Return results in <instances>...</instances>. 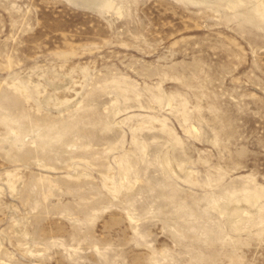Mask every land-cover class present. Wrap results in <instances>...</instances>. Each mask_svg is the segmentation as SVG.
<instances>
[{
	"label": "rangeland",
	"instance_id": "obj_1",
	"mask_svg": "<svg viewBox=\"0 0 264 264\" xmlns=\"http://www.w3.org/2000/svg\"><path fill=\"white\" fill-rule=\"evenodd\" d=\"M264 0H0V264H264Z\"/></svg>",
	"mask_w": 264,
	"mask_h": 264
},
{
	"label": "bare ground",
	"instance_id": "obj_2",
	"mask_svg": "<svg viewBox=\"0 0 264 264\" xmlns=\"http://www.w3.org/2000/svg\"><path fill=\"white\" fill-rule=\"evenodd\" d=\"M262 5H263V7H264V1H263V4H262ZM263 9H264V8H263Z\"/></svg>",
	"mask_w": 264,
	"mask_h": 264
}]
</instances>
